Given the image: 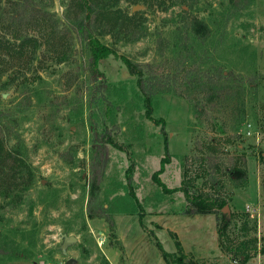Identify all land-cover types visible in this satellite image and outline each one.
I'll return each instance as SVG.
<instances>
[{"label": "rangeland", "instance_id": "obj_1", "mask_svg": "<svg viewBox=\"0 0 264 264\" xmlns=\"http://www.w3.org/2000/svg\"><path fill=\"white\" fill-rule=\"evenodd\" d=\"M77 1L0 0V264L60 261L62 235L77 238L66 249L76 264H110L98 247L103 240L102 248L119 246L118 215L140 225L137 264H162L159 242L174 252L168 264H179L178 258L183 264H240L218 246L219 213L186 215L183 194L163 193L151 176L164 144L170 163L160 178L169 188L180 185L183 157L210 145L223 183L216 191L234 215L226 241L245 233L260 246L264 0H185L165 11L161 0H89L98 12L94 35L118 56L165 70L176 63L189 78L224 73L216 80L224 89L211 121L170 92L152 97L158 124L145 117L135 77L119 59L111 55L99 63L105 88L91 79L88 51L76 32ZM135 5L143 10L132 12ZM193 19L206 24L208 36L187 31ZM108 136L119 149L102 141ZM8 152L21 158L18 169ZM235 163L245 180L226 174ZM250 179H258L261 199L255 193L250 200ZM193 230L200 233L198 252L179 253L175 240L192 243ZM246 264H264V255Z\"/></svg>", "mask_w": 264, "mask_h": 264}, {"label": "trees", "instance_id": "obj_2", "mask_svg": "<svg viewBox=\"0 0 264 264\" xmlns=\"http://www.w3.org/2000/svg\"><path fill=\"white\" fill-rule=\"evenodd\" d=\"M152 2V0H146ZM168 1V2H167ZM185 0H161L163 11L174 4L183 5ZM232 3L237 4L238 0H231ZM167 3V4H164ZM77 4L80 8V14L76 21V32L79 38L85 43L88 51V71L93 81L99 80V88H105L107 86L106 79L103 74L99 72L98 66L101 60L113 56L119 59L126 67L128 73L135 77V85L139 94L142 96L143 105L145 108V117L154 123L158 124L159 121L152 118V97L157 93H174L177 96L185 99L201 117H206L211 121L210 112L214 107L217 99L220 98L219 94L223 91L224 86L221 83L216 82L219 77H224V73H218L219 77L212 78L211 75L204 73L203 77H191L187 73V68L180 67L175 63L174 69L165 70L163 67L155 66L150 63H139L132 61L125 56H118L117 53L107 45L100 42V40L94 35L95 21L97 19L98 12L94 9L89 0H78ZM110 14L108 10L105 11L103 16ZM187 31L194 34H202V37H206L209 34V30L204 22L201 20L193 19L187 20ZM215 82L216 84H213ZM3 121L0 120V127ZM104 143L111 145L115 148H120L109 136L102 140ZM3 142L0 139V150ZM214 150L211 146H207L206 152H201L198 156L189 158L183 157V172L180 185L177 187L169 188L161 180L160 176L165 171V167L170 163V156L167 152V145L164 144V154L159 161V166L156 171L153 172L151 179L154 184L161 189L165 194H173L180 192L183 194L186 202V215H208L219 213L221 219L217 226V239L218 246L223 253L237 258L240 264H245L250 258L256 254L264 255V238H261L260 246H258L259 240L255 238L247 239L245 233L242 238L237 241H226L229 237L226 234V230L229 225V219L234 215L229 211L226 213L222 210L224 207H228L227 201L221 193L216 191V186L223 187L221 181V174L219 173V165L215 162L213 155ZM7 157L10 158L15 168L17 165H21V158L14 155V152H8ZM244 165V162H243ZM14 170V167H13ZM17 173H19L17 171ZM228 175L232 177H242L246 179V172L238 166L236 163L232 165L228 172ZM220 176V177H219ZM14 177V176H13ZM198 180H202L200 186L196 183ZM237 184V183H236ZM242 185L241 183L237 184ZM29 187L27 183L26 188ZM99 218H103V215H97ZM175 248L179 253H182L181 244L178 240H175ZM157 248L161 257L167 263L168 257L171 255L166 252L161 244L157 243ZM184 258H178V263L183 264Z\"/></svg>", "mask_w": 264, "mask_h": 264}, {"label": "crops", "instance_id": "obj_3", "mask_svg": "<svg viewBox=\"0 0 264 264\" xmlns=\"http://www.w3.org/2000/svg\"><path fill=\"white\" fill-rule=\"evenodd\" d=\"M250 183L253 186V189L250 190V192L253 191V196L250 200L251 201L256 200L255 193L261 199L262 197L261 189H260V184L258 182V179L256 180L253 179V181L252 179H250ZM184 204H183V207H184ZM249 206H250L249 204L245 205V207H249ZM156 219H159V217ZM129 220L131 219H129L128 215H118L115 218V225L117 228V236L115 238V241L119 245L117 249L111 247V245L108 246L107 244H105V247L102 248V243L104 245V242H103L104 240L101 242V244H99L98 250L100 251V253L103 255L104 258L110 261V264H112L110 259H115L117 264H137V260L139 258L140 225L138 223L135 224L133 220L131 221V223H129L128 222ZM154 223H157L158 226L161 225L158 222V220H154ZM191 226H189V230L190 228H192ZM165 229L167 230V228H164V230ZM193 234L194 236L192 237V243H188L184 241L182 242V244L180 243L182 253H188L190 251V253L195 254L198 252L199 248L201 247L202 244H201L200 237H199L200 233L198 231L194 232L193 230ZM165 251L168 253H174L173 251H167V250ZM193 259H196V258H193ZM62 260H63V257H61L60 261ZM162 264H166L163 258H162Z\"/></svg>", "mask_w": 264, "mask_h": 264}, {"label": "water", "instance_id": "obj_4", "mask_svg": "<svg viewBox=\"0 0 264 264\" xmlns=\"http://www.w3.org/2000/svg\"><path fill=\"white\" fill-rule=\"evenodd\" d=\"M138 10H143V6L135 5L131 9L132 12H135V11H138ZM227 210H228V207L226 206V207L223 208L222 211L224 213H226ZM61 240H62V242H61V244L59 246V250H60V252L62 254V257L64 259L63 264H76V260L75 259L69 258V257L66 256V249L69 246L75 244L77 242V238L75 236H73V235H62Z\"/></svg>", "mask_w": 264, "mask_h": 264}, {"label": "built area", "instance_id": "obj_5", "mask_svg": "<svg viewBox=\"0 0 264 264\" xmlns=\"http://www.w3.org/2000/svg\"><path fill=\"white\" fill-rule=\"evenodd\" d=\"M246 211L250 212V209L246 207ZM63 262H64V259L62 261L50 260V261H47L45 264H63Z\"/></svg>", "mask_w": 264, "mask_h": 264}]
</instances>
